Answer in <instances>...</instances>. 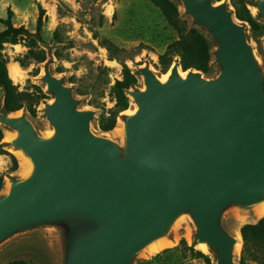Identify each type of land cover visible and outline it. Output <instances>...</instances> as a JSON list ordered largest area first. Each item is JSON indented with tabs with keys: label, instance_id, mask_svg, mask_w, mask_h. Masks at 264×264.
Listing matches in <instances>:
<instances>
[{
	"label": "water",
	"instance_id": "obj_1",
	"mask_svg": "<svg viewBox=\"0 0 264 264\" xmlns=\"http://www.w3.org/2000/svg\"><path fill=\"white\" fill-rule=\"evenodd\" d=\"M181 3L192 26L217 41L221 71L208 78L175 63L162 82L141 68L145 87L126 90L137 110L126 117L123 145L92 132L95 113L52 73L53 57L42 76L55 96L44 108L51 136L26 114L0 109V124L17 133L11 145L33 164L0 196V245L63 227V264H133L189 213L196 243L217 251V264H236L239 240L221 218L230 206L264 200V72L228 2ZM257 7L264 14V0Z\"/></svg>",
	"mask_w": 264,
	"mask_h": 264
},
{
	"label": "rangeland",
	"instance_id": "obj_2",
	"mask_svg": "<svg viewBox=\"0 0 264 264\" xmlns=\"http://www.w3.org/2000/svg\"><path fill=\"white\" fill-rule=\"evenodd\" d=\"M174 1L178 6L182 4L181 0ZM220 1L228 2L229 9L237 17L231 0ZM258 1L249 0L248 6L264 24V14L257 7ZM41 8L45 13L41 30L42 41L38 43V48L46 52V61L50 57L54 58L51 64L52 73L63 78L65 83L73 88L74 96L80 100L78 106L80 109L92 110L95 113L90 126L92 132L123 145L126 117L137 106L131 96L127 95L130 107L119 114L116 126L110 131H103L100 127V122L106 120L110 112L116 108L117 99L113 87L117 80L124 78L123 62L138 79V83L130 89L144 88L141 68L150 67L158 76L170 71L172 66L166 73L162 72L159 56L170 43L177 40V32L150 0H0V18L5 20L11 17L15 28H24L30 33H36ZM179 9L181 15L192 26V18L185 15L181 7ZM9 10L12 11L11 15ZM240 21L245 26L247 40L264 72V31L254 32L248 23L241 19ZM195 27L210 41L211 71L204 74L208 78H214L221 71V66L216 62L214 55L217 41L212 38L206 27ZM6 29L7 25L0 21V32ZM108 46H112V51ZM28 50L29 47L24 42H19L5 43L3 51L9 57L10 76L12 65L18 64L22 69L17 79L11 76L20 89H28L31 92L41 89L47 96L38 106L36 115H32L26 109L17 112L27 115L38 134L48 136L55 128L45 115L44 108L55 96L42 80L46 61L32 62L27 67L17 61V58L24 56ZM112 54L116 57L112 58ZM175 63H180L179 57L174 59L173 64ZM0 109L9 113L4 108V90L1 86ZM0 126L4 131L2 141L4 149L14 155L18 163V168L14 169L12 157L0 153V175L4 176V185L0 190L2 196L6 193V187L11 179L26 176L23 172L26 163L20 156V152L23 151L5 139L6 130L12 133L15 131L8 126L2 124ZM24 155L29 160L26 154ZM254 210V206H230L223 212L222 224L231 234L236 235L237 228L241 229L246 223H257L264 216V214L257 216ZM197 232L191 214H184L173 224L165 237L173 242L172 244L159 248L153 254H149L147 250L140 252L133 264H208L196 253L198 251L209 256L211 264H217V251L209 249L208 252H204L198 247L195 240ZM65 233L66 229L63 227L49 226L7 241L0 245V264H8L17 259H25L35 264H63L62 251L59 250L58 244L64 243ZM242 248L243 241L240 252L235 254L236 264H241Z\"/></svg>",
	"mask_w": 264,
	"mask_h": 264
},
{
	"label": "trees",
	"instance_id": "obj_3",
	"mask_svg": "<svg viewBox=\"0 0 264 264\" xmlns=\"http://www.w3.org/2000/svg\"><path fill=\"white\" fill-rule=\"evenodd\" d=\"M157 6L167 22L177 32V40L170 43L164 53L159 56V63L163 73H166L172 66L176 57L180 58V64L184 71L189 69L200 70L203 73L211 71L212 48L209 39L197 27L189 24V21L181 15L179 6L174 0H150ZM220 1V0H219ZM249 0H231L239 19L249 24L254 32H263L264 24L252 13L248 6ZM12 11L9 10V15ZM45 10L41 8L38 19V30L30 33L24 28H15L8 19L0 18V21L7 25V29L0 32V86L4 90V108L7 112H17L22 109L28 110L32 115L37 114V108L43 99L47 98L41 89L34 92L28 89L21 90L10 76L8 63L9 57L4 53V44H17L24 42L29 47L28 52L17 58L22 66L27 67L30 63H43L47 59L46 52L38 48V43L42 41L41 30L43 27V14ZM57 35V32H56ZM112 51V46H108ZM112 58L116 56L112 54ZM124 65V78L117 80L113 87V92L117 99L116 108L110 112L106 120L100 122L103 131L112 130L117 123V118L122 111L130 107V99L126 90L138 83L137 77L131 72L127 64ZM4 131L0 126V153L8 154L12 157L14 169L18 168L17 159L14 155L4 149L2 143ZM4 185V176L0 175V190ZM243 238V248L241 252V264H264V216L257 223H246L240 229ZM203 257L208 264H211L209 256L201 251L196 252ZM8 264H35L25 259L10 261Z\"/></svg>",
	"mask_w": 264,
	"mask_h": 264
},
{
	"label": "bare ground",
	"instance_id": "obj_4",
	"mask_svg": "<svg viewBox=\"0 0 264 264\" xmlns=\"http://www.w3.org/2000/svg\"><path fill=\"white\" fill-rule=\"evenodd\" d=\"M180 7H181L182 10H184V6L182 4L179 5V8ZM12 66H13V68H12L11 76H12V78L17 79L21 75L22 69H21V67L18 64H15V65H12ZM170 72H171V69L165 75L160 76V80L162 82H165L168 79V77L170 75ZM180 73L184 77L187 74V72H183V71H181V69H180ZM21 78H22V76H21ZM136 110H137V107L134 110H132L131 113H134ZM17 113H20V112H17ZM16 136H17V133H12V132H10L8 130L5 131V139L11 140V139L15 138ZM20 156H21L22 160L25 161V163H26V166H24V168H23L24 175H29L32 172L33 164H32V162L30 160L26 159L25 155L22 152H20ZM10 188H11V184L9 183L7 185V187H6V192H8L10 190ZM254 209H255L254 210L255 214L257 216H262L264 214V200H262L259 203H257L255 205ZM235 232H236V236H237V238L239 240V242L236 244V248H235L236 249V253L238 254L240 252V250H241V242H240V240L242 239L240 228H237L235 230ZM172 243L173 242L165 239L164 237H161V238H158L157 240L153 241L152 243H150L146 247L145 250H147V252L149 254H153L159 248H161L163 246H166V245H169V244H172ZM198 247L204 252H208L209 251V247H208L207 243H205V242L199 243Z\"/></svg>",
	"mask_w": 264,
	"mask_h": 264
}]
</instances>
